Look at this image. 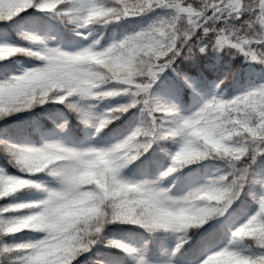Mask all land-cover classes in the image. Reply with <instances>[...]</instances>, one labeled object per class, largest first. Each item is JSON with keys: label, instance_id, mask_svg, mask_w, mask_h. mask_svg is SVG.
<instances>
[{"label": "snow or ice", "instance_id": "6c2138e0", "mask_svg": "<svg viewBox=\"0 0 264 264\" xmlns=\"http://www.w3.org/2000/svg\"><path fill=\"white\" fill-rule=\"evenodd\" d=\"M0 156V264H264V0H0Z\"/></svg>", "mask_w": 264, "mask_h": 264}, {"label": "trees", "instance_id": "16d2710c", "mask_svg": "<svg viewBox=\"0 0 264 264\" xmlns=\"http://www.w3.org/2000/svg\"><path fill=\"white\" fill-rule=\"evenodd\" d=\"M108 33H106L107 35ZM219 57V60H217ZM215 65L213 69L212 66ZM184 70L188 72L191 76L196 78L203 88H207L209 86V81H211L216 76H222L223 71L229 69H236L235 80L229 84L227 88L224 89L225 94L227 95L232 91L233 85L236 81L243 82L247 70V63L244 61L243 57H231L226 53H212L211 55H207L206 57L201 58L198 64L193 65L192 62L186 61L184 65H182ZM168 82L166 81V84ZM228 83V82H226ZM173 86H175L178 91V97L180 100V106L187 107L190 105L192 99V90L186 86H182L179 81H174ZM119 101V98H114L111 101H103L100 104H95V107L92 109L101 108L102 104L115 103ZM95 103V102H92ZM47 108V111H38L33 110L36 114L28 116L26 119L27 131L32 134V139L34 141H39V132L34 131L36 128H39L43 131H48L54 127L53 119L58 120L63 123L64 119L67 118L68 124L72 126V130L74 132H79L80 129L84 127V125L80 124V121L75 118L74 114L68 112L66 108H63L62 105H54L52 107L43 106ZM22 117L24 114H20ZM139 113L138 111L135 113V116L130 115L129 113H125L119 120L114 121L111 125L108 126L109 129L113 132L123 131L129 126L135 127L134 121L138 120ZM65 131H68L66 128ZM151 151V150H150ZM147 155V154H145ZM143 159V158H141ZM6 164V161L0 156V165ZM14 171V169H12ZM123 228H132V225H122Z\"/></svg>", "mask_w": 264, "mask_h": 264}, {"label": "rangeland", "instance_id": "374dc122", "mask_svg": "<svg viewBox=\"0 0 264 264\" xmlns=\"http://www.w3.org/2000/svg\"><path fill=\"white\" fill-rule=\"evenodd\" d=\"M177 103H178V105L180 106V100H179V97H178V99H177V101H176ZM192 103V99H191V102H190V104ZM94 112L96 111V109H94L93 110Z\"/></svg>", "mask_w": 264, "mask_h": 264}]
</instances>
